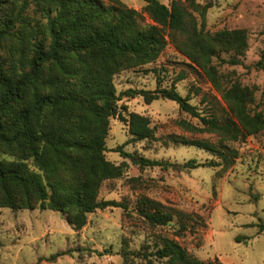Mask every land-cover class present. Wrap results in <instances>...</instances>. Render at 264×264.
<instances>
[{"label": "trees", "instance_id": "trees-1", "mask_svg": "<svg viewBox=\"0 0 264 264\" xmlns=\"http://www.w3.org/2000/svg\"><path fill=\"white\" fill-rule=\"evenodd\" d=\"M141 1L145 5L138 13L119 0H0V152L14 157L0 159V207L60 212L76 230L96 210L126 209L112 200H98L101 184L121 177L124 169L123 163L115 165L104 155L109 120L116 116L120 100L112 78L120 71L155 62L166 38L220 95L228 112L223 122L200 116L173 86L129 89L123 96L174 102L222 140L237 141L264 129V118L248 108L251 90L238 83L222 84L211 62L220 52L241 55L247 48L245 31H203L205 8L200 12L199 30L195 21L186 27L183 5L197 11L195 0H173L168 6L159 0ZM5 55L12 58L10 66ZM228 63L237 61L231 58ZM256 66L264 68V50ZM121 119L130 142L152 138L148 118L130 113ZM180 143L222 155L207 141ZM116 152L140 167H171L135 158L120 148ZM223 160L227 161L225 156ZM174 167L195 169L198 164L188 160ZM135 211L153 227L173 220L170 212L147 198L137 201ZM177 216L176 235L192 232L194 224L186 215ZM259 231H264V225H259ZM130 255L122 253L123 259ZM135 256H141L145 264H204L169 239H163L153 252Z\"/></svg>", "mask_w": 264, "mask_h": 264}, {"label": "rangeland", "instance_id": "rangeland-1", "mask_svg": "<svg viewBox=\"0 0 264 264\" xmlns=\"http://www.w3.org/2000/svg\"><path fill=\"white\" fill-rule=\"evenodd\" d=\"M119 1L138 13L145 5L141 0ZM171 1L159 0L166 6ZM195 3L197 11L183 5L186 27L189 21H195L199 30L200 12L205 8L203 31H245L247 48L241 55L220 52L211 62L222 84L238 83L251 90L248 108L251 114L264 118V68L256 66L264 50V0ZM166 39L155 62L120 71L112 78L120 100L116 116L109 120L104 155L115 165L123 163L124 169L121 177L101 184L98 200H112L126 209L96 210L87 214L85 225L76 230L60 212L0 207V264H145L135 254L153 252L163 239L177 242L204 264H264V231H259V225H264V129L237 141L222 140L205 131L198 119L180 111L174 102H148L140 96L122 95L129 89L154 91L173 86L200 116L223 122L228 112L220 95ZM4 58L10 66L12 58ZM231 58L237 64H229ZM130 113L149 119L151 139L129 141L121 118ZM181 140L207 141L219 148L227 161L221 154L183 145ZM117 148L135 158L171 167L134 165L129 158L121 157ZM0 159L14 157L0 152ZM188 160H194L198 167H174ZM26 164L33 169L30 161ZM142 198L159 203L173 220L165 226L147 224L135 211ZM178 214L186 215L187 221L194 224L192 232L176 235ZM124 252L132 255L123 259Z\"/></svg>", "mask_w": 264, "mask_h": 264}]
</instances>
